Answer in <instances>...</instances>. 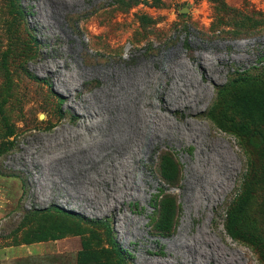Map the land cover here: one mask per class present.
<instances>
[{
  "label": "rangeland",
  "instance_id": "1",
  "mask_svg": "<svg viewBox=\"0 0 264 264\" xmlns=\"http://www.w3.org/2000/svg\"><path fill=\"white\" fill-rule=\"evenodd\" d=\"M0 245L264 264V0H0Z\"/></svg>",
  "mask_w": 264,
  "mask_h": 264
},
{
  "label": "crops",
  "instance_id": "2",
  "mask_svg": "<svg viewBox=\"0 0 264 264\" xmlns=\"http://www.w3.org/2000/svg\"><path fill=\"white\" fill-rule=\"evenodd\" d=\"M22 248V249H21ZM21 250H23V254H29L33 251H31V249L33 248L32 245H29V244H26V245H21ZM0 250L1 253H0V261H5L7 258H8V252H10L12 254V256L14 257V245H11V246H1L0 245ZM7 257V258H5Z\"/></svg>",
  "mask_w": 264,
  "mask_h": 264
}]
</instances>
